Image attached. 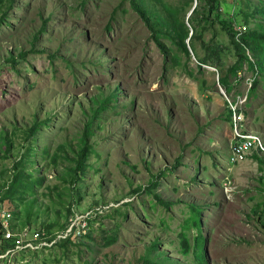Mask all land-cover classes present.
I'll list each match as a JSON object with an SVG mask.
<instances>
[{
	"label": "rangeland",
	"instance_id": "rangeland-1",
	"mask_svg": "<svg viewBox=\"0 0 264 264\" xmlns=\"http://www.w3.org/2000/svg\"><path fill=\"white\" fill-rule=\"evenodd\" d=\"M237 129L264 146V0H0V212L66 236L33 264H264Z\"/></svg>",
	"mask_w": 264,
	"mask_h": 264
},
{
	"label": "built area",
	"instance_id": "built-area-1",
	"mask_svg": "<svg viewBox=\"0 0 264 264\" xmlns=\"http://www.w3.org/2000/svg\"><path fill=\"white\" fill-rule=\"evenodd\" d=\"M255 151L264 153V146L260 139L251 133L237 129L232 145V162L234 164L244 162L249 156V152ZM85 221L83 219L80 223H72L69 232L80 227L84 229L83 222ZM87 228L86 226L85 229L87 230ZM80 235H87V231L83 232L82 230ZM62 238L65 239L66 236L59 235L56 239L42 228L35 230L21 228L17 225L16 215L12 210L5 209L0 212V264H32V255L49 251Z\"/></svg>",
	"mask_w": 264,
	"mask_h": 264
},
{
	"label": "trees",
	"instance_id": "trees-1",
	"mask_svg": "<svg viewBox=\"0 0 264 264\" xmlns=\"http://www.w3.org/2000/svg\"><path fill=\"white\" fill-rule=\"evenodd\" d=\"M208 4L212 7H218V5H222V4H226L229 2V0H207ZM136 10L143 16L144 19H146L147 23L150 24V19L149 17H147V12L145 9H141L139 8V6L135 5ZM160 48L162 51H164V54L167 53L166 51V45L164 43H162L161 41L158 42ZM186 47V45H185ZM223 85L225 86V84L223 83Z\"/></svg>",
	"mask_w": 264,
	"mask_h": 264
},
{
	"label": "clouds",
	"instance_id": "clouds-1",
	"mask_svg": "<svg viewBox=\"0 0 264 264\" xmlns=\"http://www.w3.org/2000/svg\"><path fill=\"white\" fill-rule=\"evenodd\" d=\"M198 2V1H197ZM246 30V29H245ZM238 114V113H237ZM14 212V211H13ZM15 214V213H14ZM39 229V228H37ZM35 230V229H34ZM66 239V238H65ZM42 254V253H41ZM41 254H37V255H41ZM34 257H36V255H34ZM32 264H33V258H31Z\"/></svg>",
	"mask_w": 264,
	"mask_h": 264
},
{
	"label": "water",
	"instance_id": "water-1",
	"mask_svg": "<svg viewBox=\"0 0 264 264\" xmlns=\"http://www.w3.org/2000/svg\"><path fill=\"white\" fill-rule=\"evenodd\" d=\"M198 7V2H197V5H196V8ZM196 10V9H195Z\"/></svg>",
	"mask_w": 264,
	"mask_h": 264
}]
</instances>
